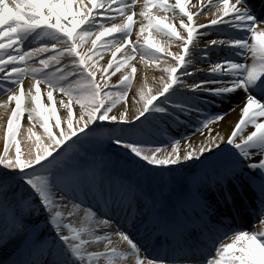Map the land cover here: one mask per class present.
<instances>
[{
  "label": "snow or ice",
  "instance_id": "snow-or-ice-1",
  "mask_svg": "<svg viewBox=\"0 0 264 264\" xmlns=\"http://www.w3.org/2000/svg\"><path fill=\"white\" fill-rule=\"evenodd\" d=\"M0 109V264H264V0H0Z\"/></svg>",
  "mask_w": 264,
  "mask_h": 264
},
{
  "label": "bare ground",
  "instance_id": "bare-ground-1",
  "mask_svg": "<svg viewBox=\"0 0 264 264\" xmlns=\"http://www.w3.org/2000/svg\"><path fill=\"white\" fill-rule=\"evenodd\" d=\"M169 2L171 3L172 0H169ZM188 2H189V4H199V3L207 4V3H209V2L215 3V0H188ZM213 11H214V9H213ZM137 30H138V29H137ZM146 35H147V33H146ZM133 39H135V36H133ZM153 40L156 41L157 43H160V44L163 45V44L167 41V37H164V36H162V35H156L155 33H153ZM171 50L175 51V45H174V44L172 45ZM118 55H119V54H118ZM137 59H139V57H137ZM135 83H136L135 80H133V85H135ZM149 87H151V85H149ZM225 107H226V106H225ZM2 112H3V109H0V113H2ZM229 118L232 119V120H235V119H236V115L233 114V115H231ZM21 124H22V130H23L24 127H25V125H24V121H22ZM24 140H26V135H25V137L22 139V147H23ZM0 150H2V144H0ZM245 224H248V225L251 224V225H252L253 223L245 222ZM256 224H257L256 226H258V222H257ZM251 225H250V226H251ZM253 225H254V224H253Z\"/></svg>",
  "mask_w": 264,
  "mask_h": 264
},
{
  "label": "rangeland",
  "instance_id": "rangeland-1",
  "mask_svg": "<svg viewBox=\"0 0 264 264\" xmlns=\"http://www.w3.org/2000/svg\"><path fill=\"white\" fill-rule=\"evenodd\" d=\"M73 223H74V225H75L76 222L74 221Z\"/></svg>",
  "mask_w": 264,
  "mask_h": 264
}]
</instances>
